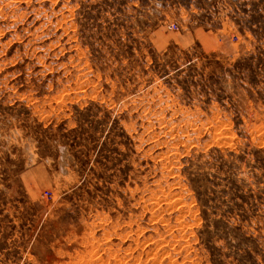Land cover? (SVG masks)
Here are the masks:
<instances>
[{"label": "rangeland", "instance_id": "1", "mask_svg": "<svg viewBox=\"0 0 264 264\" xmlns=\"http://www.w3.org/2000/svg\"><path fill=\"white\" fill-rule=\"evenodd\" d=\"M0 264H264V0H0Z\"/></svg>", "mask_w": 264, "mask_h": 264}]
</instances>
